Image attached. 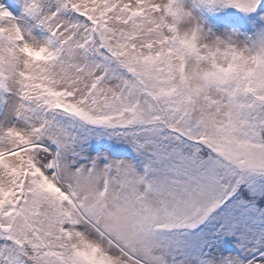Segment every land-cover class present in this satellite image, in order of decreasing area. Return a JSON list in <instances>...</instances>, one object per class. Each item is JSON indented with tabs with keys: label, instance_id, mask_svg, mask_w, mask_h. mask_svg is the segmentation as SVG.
<instances>
[{
	"label": "snow or ice",
	"instance_id": "6c2138e0",
	"mask_svg": "<svg viewBox=\"0 0 264 264\" xmlns=\"http://www.w3.org/2000/svg\"><path fill=\"white\" fill-rule=\"evenodd\" d=\"M0 264H264V0H0Z\"/></svg>",
	"mask_w": 264,
	"mask_h": 264
}]
</instances>
